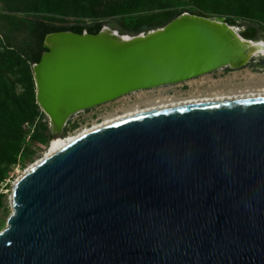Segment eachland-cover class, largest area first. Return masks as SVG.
Returning a JSON list of instances; mask_svg holds the SVG:
<instances>
[{
	"label": "water",
	"instance_id": "obj_1",
	"mask_svg": "<svg viewBox=\"0 0 264 264\" xmlns=\"http://www.w3.org/2000/svg\"><path fill=\"white\" fill-rule=\"evenodd\" d=\"M250 42L264 43L187 12L132 36L51 33L31 66L36 105L60 137L128 94L243 68ZM9 205L0 264H264V100L100 128L24 171Z\"/></svg>",
	"mask_w": 264,
	"mask_h": 264
},
{
	"label": "rangeland",
	"instance_id": "obj_2",
	"mask_svg": "<svg viewBox=\"0 0 264 264\" xmlns=\"http://www.w3.org/2000/svg\"><path fill=\"white\" fill-rule=\"evenodd\" d=\"M179 10L233 20L244 25L237 27L239 33L246 25L264 30V0H6V4L0 0V12L36 15L64 25L110 21L118 30L125 32L167 20ZM261 40L264 41V38ZM7 54L8 50L0 39V115L9 117L6 125L0 126V231L11 213L9 197L13 183L43 158L50 140L54 138L44 140L51 134L50 127L48 119L36 105L31 66L22 59L10 64L6 61ZM259 62L264 60L256 57L253 64L240 69H221L189 82L128 94L74 115L60 137L136 110L176 102L167 100L184 92L192 96L211 97L260 90L264 88V68H256ZM119 110L125 113H115ZM93 114L101 116V119H88ZM11 142H15V148L8 151L6 146ZM8 158L13 160L12 165H6Z\"/></svg>",
	"mask_w": 264,
	"mask_h": 264
},
{
	"label": "trees",
	"instance_id": "obj_3",
	"mask_svg": "<svg viewBox=\"0 0 264 264\" xmlns=\"http://www.w3.org/2000/svg\"><path fill=\"white\" fill-rule=\"evenodd\" d=\"M1 2L6 4V0H1ZM184 12L208 17L193 11L179 10L172 13L167 20L156 22L155 24H149L132 32H125L123 30H118L114 23L110 21L95 22L90 25H64L36 15H16L0 12V39L3 46L8 50L6 56V61L8 63L14 64L22 59L32 66L40 60L42 53L46 51V49L43 48V42L48 34L62 31H70L76 34H81L85 31L88 34H96L103 26H109L113 30H117L121 35H137L139 33H146L150 30L161 28L170 20ZM225 22L233 27L244 26L236 24L230 19H225ZM263 34L264 30L254 25H246L244 30L240 32L242 38L251 41L263 39ZM8 118L9 117L5 114L0 115V126H5ZM51 138L52 135L48 134L44 140L47 141ZM6 148L8 151H13L15 148V142H11ZM5 163L6 165H12L13 160L8 158Z\"/></svg>",
	"mask_w": 264,
	"mask_h": 264
},
{
	"label": "bare ground",
	"instance_id": "obj_4",
	"mask_svg": "<svg viewBox=\"0 0 264 264\" xmlns=\"http://www.w3.org/2000/svg\"><path fill=\"white\" fill-rule=\"evenodd\" d=\"M232 35H236L234 32V28L227 29ZM100 38L104 41L110 42V43H118L125 41L124 39H115V34L110 33L108 28H105V30L102 32ZM48 42L51 44L52 47H56L62 43V36H55L49 38ZM251 46H255L252 50H247V54L249 56L261 57L264 58V43L259 42L256 45H253L252 42L249 43ZM251 62V61H250ZM247 66V65H246ZM231 70H234V66H231ZM245 67V66H244ZM260 68H264L260 67ZM157 89V88H156ZM153 90V89H152ZM142 92V91H140ZM136 93V92H135ZM255 100H264V88L252 91V92H245V93H239V94H231V95H221V96H211V97H198V98H191L186 100H180L176 102H164L160 103L154 107L147 108L145 110H136L131 113L124 114L122 116H118L112 119H107L101 124L94 125L91 128L83 129L80 131L75 132L72 135H69L67 137H54L49 142V147L47 148L46 153L44 154L43 158L32 164L30 167L37 165L41 161L45 160L49 156L53 155L57 151L61 150L65 146L69 145L73 141L77 140L78 138L89 134L93 131H96L100 128H104L107 126H110L112 124H115L117 122H121L130 118L158 113V112H164L168 110H175V109H182V108H190V107H197V106H205V105H215V104H223V103H233V102H244V101H255ZM51 127L54 129V124L51 123ZM29 167V168H30ZM27 170V169H26ZM25 170V171H26Z\"/></svg>",
	"mask_w": 264,
	"mask_h": 264
},
{
	"label": "flooded vegetation",
	"instance_id": "obj_5",
	"mask_svg": "<svg viewBox=\"0 0 264 264\" xmlns=\"http://www.w3.org/2000/svg\"><path fill=\"white\" fill-rule=\"evenodd\" d=\"M261 59H263L264 60V58H261ZM254 63V60L253 61H251L248 65H251V64H253ZM247 65V66H248ZM261 66H264V62H259V63H257L256 64V68L258 69L259 67H261ZM230 70V69H229ZM193 97H198V96H192V95H189L187 92L185 93H180L179 95H178V97H175V96H172L171 98H169L167 101H180V100H186V99H189V98H193ZM172 98L174 99V100H172ZM123 110H125V109H123ZM123 110H119V111H117V112H115V113H118V112H123L122 114H124L125 113V111H123ZM114 114V113H113ZM109 115H111V114H108V116ZM116 116H118V115H116ZM93 117H95L94 119H95V121H97V120H99V119H101V116H96V114H93L92 116H88V119H92Z\"/></svg>",
	"mask_w": 264,
	"mask_h": 264
}]
</instances>
